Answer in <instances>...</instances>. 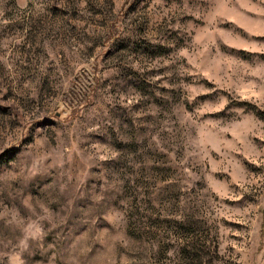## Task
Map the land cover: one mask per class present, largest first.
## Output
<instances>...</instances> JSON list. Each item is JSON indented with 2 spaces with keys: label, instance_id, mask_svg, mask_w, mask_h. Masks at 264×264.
<instances>
[{
  "label": "rangeland",
  "instance_id": "rangeland-1",
  "mask_svg": "<svg viewBox=\"0 0 264 264\" xmlns=\"http://www.w3.org/2000/svg\"><path fill=\"white\" fill-rule=\"evenodd\" d=\"M0 264H264V0H0Z\"/></svg>",
  "mask_w": 264,
  "mask_h": 264
}]
</instances>
